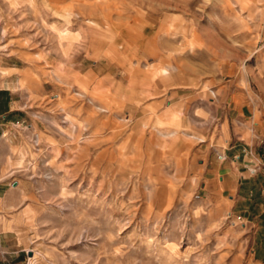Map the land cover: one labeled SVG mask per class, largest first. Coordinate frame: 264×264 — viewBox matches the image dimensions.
Wrapping results in <instances>:
<instances>
[{
	"label": "rangeland",
	"instance_id": "obj_1",
	"mask_svg": "<svg viewBox=\"0 0 264 264\" xmlns=\"http://www.w3.org/2000/svg\"><path fill=\"white\" fill-rule=\"evenodd\" d=\"M7 102L1 264H264V0H0Z\"/></svg>",
	"mask_w": 264,
	"mask_h": 264
},
{
	"label": "crops",
	"instance_id": "obj_2",
	"mask_svg": "<svg viewBox=\"0 0 264 264\" xmlns=\"http://www.w3.org/2000/svg\"><path fill=\"white\" fill-rule=\"evenodd\" d=\"M160 74L162 75L161 72ZM11 110L12 108L8 102L4 105V110H2L0 105V139L2 130L1 123L8 119ZM168 135L173 136L174 133H169ZM216 157L219 163L212 160V158L211 160L208 159L206 162L207 169L212 172L219 171V173H221V182L225 183L230 188H236L238 190L237 194L239 198L251 201L252 199L259 197L263 203L261 192L264 184L262 169V166L264 165V132L258 133L256 137L248 141L234 142L231 139L228 143V147L220 150V152L216 154ZM255 166H259L256 175L250 174L249 178L242 177V170L249 169L250 171V169ZM24 197L25 195H22V199H24Z\"/></svg>",
	"mask_w": 264,
	"mask_h": 264
},
{
	"label": "built area",
	"instance_id": "obj_3",
	"mask_svg": "<svg viewBox=\"0 0 264 264\" xmlns=\"http://www.w3.org/2000/svg\"><path fill=\"white\" fill-rule=\"evenodd\" d=\"M262 169H263V183H264V165L262 166ZM258 170H259V166H255L252 169H250V173L252 175H256L258 173ZM261 195H262L263 204H264V184H263Z\"/></svg>",
	"mask_w": 264,
	"mask_h": 264
},
{
	"label": "bare ground",
	"instance_id": "obj_4",
	"mask_svg": "<svg viewBox=\"0 0 264 264\" xmlns=\"http://www.w3.org/2000/svg\"><path fill=\"white\" fill-rule=\"evenodd\" d=\"M160 70H161L162 75H164V76H167L170 74L169 68H162ZM170 70H171V68H170Z\"/></svg>",
	"mask_w": 264,
	"mask_h": 264
}]
</instances>
